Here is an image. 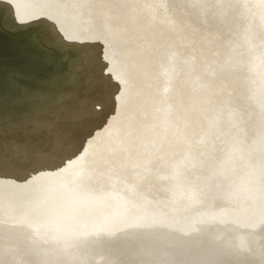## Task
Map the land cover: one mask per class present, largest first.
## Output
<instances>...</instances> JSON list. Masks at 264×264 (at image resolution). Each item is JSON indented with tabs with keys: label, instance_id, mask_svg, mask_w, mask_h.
Here are the masks:
<instances>
[{
	"label": "bare ground",
	"instance_id": "obj_1",
	"mask_svg": "<svg viewBox=\"0 0 264 264\" xmlns=\"http://www.w3.org/2000/svg\"><path fill=\"white\" fill-rule=\"evenodd\" d=\"M7 37L0 264H264V0H0Z\"/></svg>",
	"mask_w": 264,
	"mask_h": 264
},
{
	"label": "water",
	"instance_id": "obj_2",
	"mask_svg": "<svg viewBox=\"0 0 264 264\" xmlns=\"http://www.w3.org/2000/svg\"><path fill=\"white\" fill-rule=\"evenodd\" d=\"M51 32L52 31H50L44 27H41L40 30L34 29L33 31H31L30 37H27L24 34L20 38L21 40H17V42H14V43H16L15 47H12V48H14V50L6 42V41H9L10 38L8 39V37H7L8 40H5L4 38H2L1 42H0V55H2L3 53H5V54L9 53L12 50H13L12 52L17 53L18 47L21 49L25 47L26 50H29L28 53L37 52V55L39 56L38 61H37L38 67L36 68L37 69L36 72L31 71L33 73V76L37 77V76L42 75V74L53 73L52 70H55V71L57 70L56 67H54V66H56L54 64L58 61L60 62L62 60V58L60 59L55 53L58 51L55 49L54 45L52 44L54 36L51 35ZM2 36L4 37V35H2ZM24 37H26L28 42H26V41L24 42V39H23ZM5 38H6V36H5ZM54 40L56 42H58V40H56V39H54ZM61 43H62V41L58 42V44H61ZM64 49L66 50V53H67V47L64 46ZM64 56H63L64 66H65L64 69H66V68L69 69L71 67L72 62L69 60V58L67 57L66 54ZM66 62L68 63L67 65H66ZM52 64H53L54 68L50 69ZM29 74H31V73H29Z\"/></svg>",
	"mask_w": 264,
	"mask_h": 264
}]
</instances>
